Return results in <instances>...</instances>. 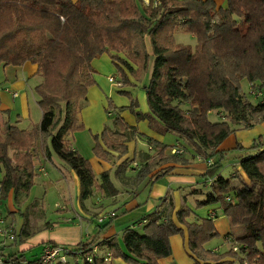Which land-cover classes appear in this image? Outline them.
<instances>
[{"label":"trees","instance_id":"obj_1","mask_svg":"<svg viewBox=\"0 0 264 264\" xmlns=\"http://www.w3.org/2000/svg\"><path fill=\"white\" fill-rule=\"evenodd\" d=\"M152 1L145 5L142 0H0V65L19 67L30 62L36 64L41 78L34 86L41 109L38 125L20 129L5 123L0 131L1 199L10 191L16 204L20 197H28L36 175L33 160L37 148L47 157L55 154L75 172L82 206L95 190L116 194L110 173L102 171L96 177L90 161L66 136L83 128L78 113L88 88L95 83L94 58L110 53L121 72L123 66L133 72V64L145 67L152 56L151 75L144 86L149 111L137 110L134 102L119 107L113 127L93 135V154L103 160L111 152L124 156L128 142L142 136L154 156L140 153L134 172L131 164L136 160L125 158L116 167V177L137 186L146 177L155 181L168 174L172 167L147 176L155 157L162 162L182 161V152L169 149L166 155V144L139 133L120 112L127 109L136 121L148 120L150 128L155 118L164 132L177 134L189 152L213 158L202 175L209 190L194 204L197 208L218 204L230 226L242 231L224 236L239 249L218 252L206 248L205 244L218 236L213 222L217 214L199 217L185 205L174 211L170 197L164 196L140 224L136 221L122 230L125 250L115 236L101 235L118 216L114 212L98 222L95 234L76 245H66L85 252L97 246L105 254L97 251L91 253L90 261L73 264H106L107 253L128 264H158L159 259L171 255L170 237L174 235L184 238L193 264H243L244 260L264 264V136L254 139L249 152L237 158L248 181L236 173L237 184L231 181L233 177H223L220 170L226 152L216 150L235 130L264 120V0H226L224 7L214 0H157L155 6ZM177 30L192 34L195 45L175 43ZM242 80L248 82L258 101L247 98ZM211 112L219 120H210ZM194 192L202 194V189ZM25 225L26 221L11 244L22 241ZM2 251L1 247L0 259L18 260L16 252Z\"/></svg>","mask_w":264,"mask_h":264},{"label":"crops","instance_id":"obj_2","mask_svg":"<svg viewBox=\"0 0 264 264\" xmlns=\"http://www.w3.org/2000/svg\"><path fill=\"white\" fill-rule=\"evenodd\" d=\"M214 2L218 7H224L226 5V0H214ZM91 65L93 71L92 73L94 75L95 69L93 67V61ZM36 69V64L30 62H26L19 67L10 65H0V84L7 86L14 91H17L18 93L16 97H13L8 91H0V129L4 127L5 123H9L12 125L16 124L15 126L20 129H29L31 127L28 123L26 125L22 124V121L23 119L28 118L30 116L28 92H32V88L28 84V79L35 78V85L38 84L41 80L40 76L36 73ZM93 92L95 94V97L97 98H99V96H102V91L100 90L98 83H96V80L95 83L88 88L86 100L91 98V94ZM12 114L15 116H13ZM11 116H13L14 119H11ZM78 121L82 123V125L84 124L81 120L79 113ZM126 121L129 124L135 125L139 133L148 137H152L153 139L161 142L162 144H166L163 142L161 137H159L157 133L149 127L146 120L136 121L135 117H133L131 121ZM98 129H100V127ZM101 131L102 128L101 130L96 131L92 134H98ZM72 135V133H68L66 136L69 142L71 141L70 137ZM260 135L264 136V120L256 123L251 128L235 130L220 143L216 150L225 151L226 153L235 150V152H237L236 156L239 157L241 153L249 152V148L251 147L254 139H256ZM136 138L143 137L137 135L135 139ZM135 139L128 142V152L130 149L132 151H135V149L133 150V142L135 141ZM175 140V145L166 144L168 148L165 150V154H170V152H168L170 148L178 147L183 150V160L174 161L169 159L163 161L160 165L154 166L155 168L152 167L151 172L147 176L150 177L160 169L172 167V170L168 174L159 177L155 181L146 177L139 181L137 186H133V183L128 184L129 181H127L125 178L119 180L115 175V179L112 182L117 187L116 194L105 195L98 191L100 193V198H98V201L95 202L96 204H87L85 202L87 200L86 199L84 201V206H82L79 202V180L75 172L71 169H67V165L57 166V164H54L55 169H53L49 174L47 172L46 162L53 163V153H51L50 156L47 157L41 150L37 148L34 152L35 157L33 160L35 172L40 173L45 171L46 175H49L46 180H42L43 183L47 182L50 185L57 182L59 183L63 180L67 188L68 186L75 188V193L73 195L75 204L74 206H71L70 210L68 211V216H66L65 218L56 219L44 223H33V221L31 222L30 219L33 213L32 207L34 204L30 203L31 206L30 204H28L27 209L22 210L23 208H26V204H24L25 202L23 203L22 208L18 207L19 204H21V202H23V200L25 199H22L20 197L19 203L15 204L13 199V192H8L6 199L3 200H7L5 202L7 212L12 215L11 217H13L14 213L19 212L20 216H22L21 218L24 219V221L21 222V226L26 221V231L22 241L16 243V245L8 244L7 242H5L3 245L0 244V248H3L2 252L6 253V247H11L15 245L13 249L11 248L12 250L9 254L16 252L15 258L18 259V264H32L35 260H37L38 256L40 255L44 244L48 242L71 246L76 245L80 241L87 239L89 236H91L90 233H92L95 229H98V215L101 212L107 211H114L115 214H117L118 216L112 219L111 225L101 233L102 238L115 236L118 240L121 249L125 250L121 240L122 230L133 222L139 221L140 224L141 219L145 215L151 213L159 204L158 203L156 205L147 198L145 200H141V193L146 188H148V197L149 193H152V195L159 197V199L164 196H169L173 203L174 211L177 210L180 206L185 205L191 210L193 214L199 217H204L211 211L215 212L217 214V217L213 220L215 229L218 232V235L222 234L224 238L226 234L233 231L231 230L232 227L230 226L228 219L223 214H218L219 211H221L219 205L210 204L203 206L204 210L200 212L201 208H195L194 204L195 201L198 199L196 197L200 195L195 193L194 189L199 190V184H203L205 187H209V183L204 182L202 175L205 173L208 167L207 160H210L212 162L213 158H205L200 155H194L187 150L186 143L182 139L176 137ZM73 148L76 149L75 147ZM149 148L152 149L151 146H149ZM128 152L127 154L121 157L117 156L115 152H111L110 156L106 160L94 156L93 159L89 161L96 177H98V175L102 171H110L112 167H115L116 170L117 165H119L125 158H131V154ZM109 158L112 160H110ZM114 158H118L116 162H113ZM135 163L137 165L139 163V160H136ZM238 163L239 160L236 159L235 162H231L229 165L235 167V171H239L241 177L246 181L245 174L240 169ZM131 168L132 172L138 169V167H133L132 164ZM223 168L224 167H222V169L220 170V174ZM233 175L234 172L230 171V176L228 178L234 177ZM165 178L167 180L163 184L159 183ZM233 180L234 178H231L232 182ZM126 181L128 183H126ZM33 200L35 202L37 198ZM68 200H70V198L63 199V205L65 206V210H67ZM37 207L35 209H37ZM141 214L143 216H141V218H138ZM134 217H137V219H134ZM170 245L171 255L166 258L159 259L158 264H193L192 259L188 256L186 252V246L184 238L182 236L174 235L170 237ZM205 247L213 251L220 252L218 250V246L209 245ZM98 251L101 254H105V250H103V248H98ZM106 264L128 263L124 262L121 258H111L110 260L106 261Z\"/></svg>","mask_w":264,"mask_h":264},{"label":"rangeland","instance_id":"obj_3","mask_svg":"<svg viewBox=\"0 0 264 264\" xmlns=\"http://www.w3.org/2000/svg\"><path fill=\"white\" fill-rule=\"evenodd\" d=\"M173 39L175 43L178 44H184V45H190L194 46L196 43V38L187 32H183L181 30H177L173 34ZM146 41L148 42V38H146ZM147 49L150 51L149 44H147ZM123 58V54L121 55ZM152 62L153 57L150 56L148 58L146 66H138L137 64L134 65V71L130 72L126 67H122L123 72H121V69H119L115 63L110 58V53H103L99 55L97 58H94L93 60V67L95 69L94 78L96 80V83H98L100 90L102 91V96H99V98L95 97L94 92L91 94V98L84 101L81 107V110L79 112L80 117L83 124V128L76 130L74 132H71L73 135L70 137L71 146L75 147L78 152L87 158L88 160H92L95 156L92 151V146L94 144L93 140V134L96 131L101 130V128L113 127V118L115 117L116 113L119 110V107L121 106H127L130 103L134 102L137 104V110L141 112H147L149 111L146 94H145V88L144 86L148 83L151 70H152ZM109 76L114 77V82L111 83L108 80ZM41 81V80H40ZM35 78L28 79V84L32 88V92L30 90L29 93V113L30 116L28 118L23 119L22 124L26 125L27 123L30 124V128L33 126H37L41 119V109L37 104V95L34 92V85H35ZM241 88L242 91L246 94L247 98L252 101H258L257 98L252 96L249 89V84L246 80L241 81ZM30 89V88H29ZM91 99V100H90ZM83 108V109H82ZM122 116L128 121H131L134 117L133 114H131L127 109L120 112ZM13 115V114H12ZM15 116V115H13ZM11 116V119H14V117ZM209 119L212 121L219 120V117L214 112H211L208 115ZM152 125L151 129H153L159 137L163 140L166 144H176V137L177 134L173 132H164L162 130L161 123L154 119H151ZM148 123V120H146ZM89 124V125H88ZM100 124V125H99ZM16 125V124H15ZM100 127V129H98ZM29 128V129H30ZM90 128V129H89ZM3 130V127L0 129V131ZM136 137V136H135ZM49 144V141H48ZM135 151L129 150L128 153L131 154V157H134L135 160H139L138 156L140 152H149L150 155L154 156V150L149 148V144L146 140V138H136L133 142ZM171 149V148H170ZM234 151V152H233ZM230 151L225 154L223 159V170L221 171V175L223 177L228 178L230 176V171L240 175L239 171H235V167H232L229 165L231 162H235V160L238 158L236 156L235 150ZM168 152H170L168 150ZM183 153V150H182ZM246 154L245 152L241 153V155ZM181 155V154H180ZM114 157V156H112ZM110 157V158H112ZM120 157V156H119ZM109 158V159H110ZM53 163L52 162H46V168L47 172L50 174V172L55 169L54 164H57V166L65 165L66 164L61 161L55 154H53ZM118 158H114L113 162H116ZM156 162L153 163V166L160 165L162 163V159H158V157H155ZM154 159V160H155ZM112 160V159H110ZM133 167H138L137 165L132 164ZM67 167V166H66ZM155 168V167H154ZM235 168V169H234ZM67 169H69L67 167ZM110 177L112 181L115 179V167H112L110 171ZM49 175H46V172H40L36 173L33 185L29 190V196L19 204L18 208H22L23 203L26 204V208H23L22 210H26L28 204H34L32 207V216H31V222L33 223H44L53 221L56 219L65 218L68 216V211L70 210L71 206H74V193L75 188H72L71 186H66L65 182L62 180L59 183H53L48 184L43 183L42 180H46ZM234 180L233 184L239 183L237 175H233ZM246 177V176H245ZM242 178V177H241ZM167 179L161 180L159 183H164ZM246 181L248 179L246 178ZM200 188L202 189V194L197 196L196 198H202L203 194L206 193L209 188L205 187L203 184H199ZM37 198V200H34ZM68 199L67 202V210L64 209V201L63 199ZM98 198H100V193L95 190L93 194L85 201L87 204H92L98 201ZM141 200H145L146 198L152 201L154 204L159 203V197L152 195V193H149L148 197V188L144 189L140 196ZM1 201L0 210L3 214L6 223L12 224L15 230V233L20 232L21 222L24 221L22 216H20L19 212H16L12 215H10L7 212L6 209V202ZM27 201V202H26ZM15 203V202H14ZM16 204V203H15ZM30 204V206H31ZM38 204V207H37ZM96 204V203H95ZM37 207V209H35ZM196 208V207H195ZM201 208L200 212L203 211L204 207H198ZM120 213V212H118ZM219 215H222V212L219 211ZM143 216L142 214L139 215L138 218H141ZM222 217V216H219ZM14 218V219H13ZM134 219H137V217H134ZM14 220V221H13ZM35 225V224H34ZM98 229H95L91 235L95 234ZM235 235H239L242 233L240 228H232L231 229ZM20 239V238H19ZM18 239V240H19ZM1 240V238H0ZM18 242V241H17ZM8 244H11V242H7ZM205 246H218V250L220 252L226 251L229 249L230 244L226 242L222 236V234H219L217 237L211 239L209 242H207ZM15 244L16 243H12ZM13 246H9L5 248L6 254H9L10 251L13 249ZM12 248V249H11ZM92 250V249H91ZM75 259L73 257L68 258V264H73ZM79 263H83V260L80 258Z\"/></svg>","mask_w":264,"mask_h":264},{"label":"built area","instance_id":"obj_4","mask_svg":"<svg viewBox=\"0 0 264 264\" xmlns=\"http://www.w3.org/2000/svg\"><path fill=\"white\" fill-rule=\"evenodd\" d=\"M142 1L145 5L150 4V0H142ZM156 3L157 0L152 1V5L155 6ZM108 80L109 82L113 83L114 77L109 76ZM2 90L8 91L9 93H11L13 97H16L18 95L17 91H14L9 87L0 84V91ZM171 152L181 153L182 149L178 147H172ZM210 163L211 161L207 160V165H209ZM134 165H136V163H134ZM1 201L2 199L0 195V206H1ZM214 214L215 213L211 211L208 214V216L214 218ZM112 216H114V211L101 212L97 217V221L102 222ZM0 238H1L0 244L2 245L5 242L13 241L15 238V230L13 225L6 223V220L3 214L1 213V210H0ZM224 240L230 244L229 249L233 251H237L239 249L238 245L235 242H233L229 236L225 237ZM97 251H98L97 246H93L91 252H85L80 248L72 249L71 247L59 243H46L44 244L42 251L37 258L36 264H68L69 257H73L75 261H79L80 258L87 259L90 261L91 253H96ZM110 259H111V255L110 253H107L105 257V261H108ZM0 264H18V262L16 260L6 261L4 259H0ZM243 264H247V261L244 260Z\"/></svg>","mask_w":264,"mask_h":264}]
</instances>
